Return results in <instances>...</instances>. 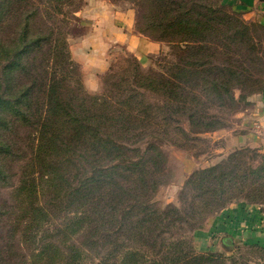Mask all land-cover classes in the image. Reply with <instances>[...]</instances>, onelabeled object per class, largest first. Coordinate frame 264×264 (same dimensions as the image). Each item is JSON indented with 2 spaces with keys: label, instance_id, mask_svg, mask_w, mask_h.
<instances>
[{
  "label": "trees",
  "instance_id": "16d2710c",
  "mask_svg": "<svg viewBox=\"0 0 264 264\" xmlns=\"http://www.w3.org/2000/svg\"><path fill=\"white\" fill-rule=\"evenodd\" d=\"M136 1L149 9L142 20L149 31L159 33L156 41L174 44V60L164 58L160 71L144 74L134 58L128 76H133L134 86L176 105L168 101L146 104L126 77L108 79L104 90L97 94L86 92L81 80L71 77L76 70L69 49L61 40L53 39V34L34 32L30 15L11 38L0 40V156L12 152L9 134L15 123L38 121L33 108L37 86L30 75V53L53 39V57L60 67L56 74L52 72L44 115L38 121L37 176L27 181L20 193L21 201L28 200L24 217L36 227L50 222L47 208L36 202L39 189L53 191L48 202L50 210L60 212L61 207L68 210L78 205L71 222L57 228L67 234L71 230L90 231L83 247L74 252L81 264H264V246L258 243L248 245L245 254L224 256L212 251L196 252L192 238L186 235L196 228L200 216L224 202L229 194L264 197V160L257 169L196 170L186 181L180 208L158 210L144 198L149 186L143 179L149 174L152 157L144 154L129 161L126 156L130 149L120 139L136 135L143 140L153 134L147 130L181 117L203 130L219 128L207 124L210 106L216 102L228 104L233 100L232 88L258 82L253 69L263 61L256 55L250 28L224 11L223 3L216 0ZM10 3L6 0L0 4L4 13ZM231 45L241 50L236 54L246 63L232 59ZM156 155L160 156L158 151ZM105 156L115 158L118 165L110 159L112 165H101ZM86 164L90 169L84 171ZM124 172L141 175L139 188L118 182L130 178L123 177ZM3 173L0 163V176ZM223 243L231 249L232 237L224 238ZM92 248H99L97 263L87 261L85 252Z\"/></svg>",
  "mask_w": 264,
  "mask_h": 264
},
{
  "label": "rangeland",
  "instance_id": "374dc122",
  "mask_svg": "<svg viewBox=\"0 0 264 264\" xmlns=\"http://www.w3.org/2000/svg\"><path fill=\"white\" fill-rule=\"evenodd\" d=\"M4 1L6 0H0V4ZM216 1L223 3L224 11L249 26V34L255 40L253 43L256 44L254 46L258 51L256 55L262 59L263 64L253 69L258 80L257 83L247 84L244 87L236 86L230 90L233 100H230L228 104L220 105L216 102L210 106L208 112L211 119L208 120L207 124L219 125V128L203 130L199 125H190L186 118L181 117L176 118V122H161L159 124L161 128L155 127L154 130H147L146 133L153 134L143 140H139L136 135L131 137L120 136L122 137L120 139L125 142L124 145L130 149L126 156L129 161H136L137 157L139 158L144 154L152 157L151 165L148 166L149 174L143 179L145 185L149 186L144 198L158 210L167 209L171 206L180 208V198L186 181L196 170L212 167H219L224 170H234L236 167L240 170L245 168L257 169L264 160V153L257 149L247 146L234 147L231 144V137L238 132L237 124L244 112L250 109L251 97L263 91L261 90L262 87L264 89V25L258 22V19L253 15H248V12L238 10L236 5L240 0ZM3 7L0 6V17H3L0 18V40L11 38L19 24L23 23V19L30 15L31 27H33L34 32L45 35L53 34V39L61 40L70 52V44L78 43L84 35H90L84 44L82 43L83 52L90 53L93 48L91 45L94 43H96V47L104 46L101 44L100 35L93 31V25H89V22L93 23L94 20H97L98 15L103 11L105 16L106 14L111 15L112 12H114L113 15L117 16L119 13L118 17L120 21L125 23L127 30H135V32L141 33L144 38L146 37V40L158 42L156 40L159 33L149 31L142 20V16L149 9L145 3L139 5L136 0H11L10 7L5 13ZM116 16L113 20L108 18L105 21H117ZM102 22L100 21V23ZM143 31L144 33H142ZM92 38L95 39L94 43ZM53 39L50 43H46L30 53L28 57L31 79L36 80L34 83L37 86L33 108L38 121L44 115L47 101L46 90L52 72L56 74L60 70L59 65L56 64V57H53ZM158 44L161 45L158 52L156 46H153L144 52H139L137 56L128 51L121 43L112 45L107 68L103 73L97 75L98 86L95 90L86 88L87 70L83 64L74 59L76 72L71 77L75 80H81L84 90L90 94L102 92L108 79L120 80L122 77H126L129 79V83L142 94L146 104L154 106L168 101L176 105L167 98L164 99V97L149 92L145 88L134 86L133 76H128L134 58L139 61L144 74L160 71L164 58H168L170 61L174 60L172 56L174 44L166 40H161ZM230 48L233 60L245 62V59L236 54H240L239 48H235L234 45H231ZM70 54L72 56V53ZM140 79L141 76L137 78V80ZM173 108L175 109V107ZM38 121L30 124L15 123L13 133L9 134L12 152L8 156H0V163L4 171L3 175L0 176V264H81L80 256L74 252L75 249L83 247L90 231L82 229L75 233L71 230L67 234V231L61 233L57 228L60 226L65 228V224L68 225V222H71L69 219L76 216L77 212L75 211L79 209L78 205H72L68 210L61 207L60 212L59 210H50L48 202L51 200L53 191L48 188L39 189L36 202L47 208L50 222L36 227L33 226L34 224L30 225L27 218L24 217L28 200L24 198L25 201L24 199L21 201L23 197L20 193L26 186V182H31L32 178L37 176L35 154L39 129ZM157 151L160 156L156 155ZM109 159L113 164L118 165L112 156H105L100 161L101 165H107V163H109L108 166L112 165ZM90 160L93 159L90 158ZM88 167L90 165L86 164L84 171L89 170ZM127 176L130 178L125 179L126 181L122 179L120 182L118 178L116 181L122 185L139 188L141 184L138 178L141 175L137 172L132 174L124 172L123 177ZM73 183H77V178H74ZM244 203L259 208L262 213V224H264V197L237 192L229 194L225 196L224 202L214 205L212 210L206 211L198 218L195 229L186 232L188 238H192L196 252L212 251L224 256H237L249 251L248 245L257 244L232 238L233 243L230 249L223 243L224 238L230 235L223 234L222 238H219L214 234L211 238L214 245L212 244L209 251H199L198 247L195 246L198 241H201L199 239L201 237H199L195 244V233L199 231L202 233V231L212 227V221L220 217L224 210L245 205ZM239 213L240 219H242V209ZM250 229L254 232L263 230L260 232L264 234V227ZM259 245L261 246V244ZM93 249L95 248L87 249L85 252L87 261L97 263L100 257V254H97L99 248L94 251Z\"/></svg>",
  "mask_w": 264,
  "mask_h": 264
},
{
  "label": "crops",
  "instance_id": "0c3cea01",
  "mask_svg": "<svg viewBox=\"0 0 264 264\" xmlns=\"http://www.w3.org/2000/svg\"><path fill=\"white\" fill-rule=\"evenodd\" d=\"M236 6L238 7V10L248 12V15H253L258 19V22L264 25V1L240 0ZM102 12L98 15V19L94 20L93 23L89 22V25H93V31L100 35L99 38L101 44L105 47H96V43H94L95 39L92 38L94 43L91 45L93 46L92 50H89L90 53H84L82 43L84 44V41L89 38L90 35L88 34L82 36L78 43L74 42L70 44L73 59L76 62L83 64L85 70H87L85 86L88 90H95L97 88V75L106 70L112 45L121 43L128 51L134 53L136 56L139 52H144L146 49L153 46H156L158 52V49L161 46L158 42L146 40V37L144 38L141 33L135 32V30H127L125 23L120 21V18L118 17L119 13H117V16L113 15L114 12H112L111 15L106 14L105 16ZM114 16L117 17V21H105L108 18L113 20ZM100 21L103 22L100 23ZM250 101V109L244 112L242 118L237 124L238 132L231 137V144H233L234 147L247 146L264 153V90L252 96ZM244 204L245 205H236V208L231 207L224 210L220 217L212 221V227L206 231H202V233L201 231L195 233L197 235H194L195 244L197 243V238L201 237L199 238L201 241H198V244L195 245L198 247L199 251L210 250L212 244L214 245V241L211 240L214 234L219 238H222L223 234H228L232 238H236L240 241L264 245V234L260 232L263 230L254 232L250 229L264 227L261 220L262 213L257 206L247 203ZM240 209H242L243 213L242 219H240ZM238 227L241 228L238 229Z\"/></svg>",
  "mask_w": 264,
  "mask_h": 264
},
{
  "label": "water",
  "instance_id": "95a60500",
  "mask_svg": "<svg viewBox=\"0 0 264 264\" xmlns=\"http://www.w3.org/2000/svg\"><path fill=\"white\" fill-rule=\"evenodd\" d=\"M260 1H264V0H260Z\"/></svg>",
  "mask_w": 264,
  "mask_h": 264
}]
</instances>
